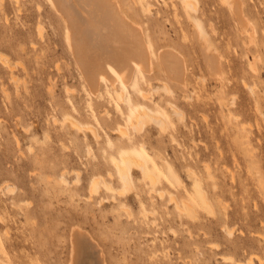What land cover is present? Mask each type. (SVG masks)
Segmentation results:
<instances>
[{"label":"rangeland","instance_id":"374dc122","mask_svg":"<svg viewBox=\"0 0 264 264\" xmlns=\"http://www.w3.org/2000/svg\"><path fill=\"white\" fill-rule=\"evenodd\" d=\"M119 1L125 12L140 22L154 51L159 46H172L185 57L187 67L185 88L168 81L158 66L154 72L145 73L139 84L148 93L146 101L135 98L130 86L126 87V99L130 97L133 102L138 100L149 107L156 104L164 107L160 110L167 119V131L163 132L158 125L150 123L143 128L144 134L141 132L148 165H152L153 160L159 165L162 171L157 174L159 178L177 176L183 192L195 198H189L194 204L201 202L195 195L197 184H200L207 191L206 197L214 216L198 206V220L193 219L194 216L187 219V215H181L179 220L172 203L165 204L157 197L153 203L145 201L147 188L144 187L147 186L142 181L140 187L138 172L132 173L136 190H145L137 199L133 192L123 194L124 197L118 194L116 176H106L105 172L107 178L104 173L100 178L110 179L107 182L118 188L114 191L121 198L116 193L113 195L114 191H105L102 185L97 194L91 192L92 198L87 194L90 193V180L95 177L91 176L89 169L94 162L101 161V147L119 143L112 121L116 118L121 125L124 124L119 113L124 109L125 101L116 100L111 89L103 84L96 96L88 93L69 51L65 26L47 0H0V55L12 65L9 69L0 62V193L6 191L4 188L9 190L4 193L6 196H1L3 192L0 194V215L3 218H0V263L67 264L69 232L73 224L93 235L108 264H155L156 261V264L160 261L165 264H248L249 256L253 258L251 264H264V0H244V13L256 24L258 31L251 44H247L246 35L240 34L238 20L226 1L193 0L196 11L191 13L200 20L220 56L224 75L229 78L227 80L224 76V82L209 77L200 47L193 38L183 0ZM253 55L259 58L256 72H251L249 67ZM12 75L15 81L10 79ZM245 82H254L249 85L254 88L256 84L257 91L247 90ZM164 83L170 84L173 90L171 99L176 107L170 102V94L154 92ZM221 83L226 85L222 84L223 87ZM232 85L235 87L230 89ZM164 101L167 102L165 106ZM171 107L182 112V120L173 114ZM69 110L77 120L83 124L90 122L96 128L100 135L98 142L88 130L77 132L59 120L61 113ZM53 118H56L55 122ZM238 123L247 126V136L239 132ZM171 136L176 141H171ZM249 147L253 148L251 152ZM88 148L90 152H87ZM36 152L44 157L49 153L52 157L55 155L56 160L51 154L46 158L48 161L45 159L47 166L43 167L45 172L41 168L43 173L38 169L44 163L42 156L39 160L34 158V164L33 160L31 162V156ZM52 161L58 162L53 166ZM170 167L174 175L169 173ZM205 167L208 171L211 167L209 172L214 177H208ZM187 169L195 175L189 176ZM61 174L69 182L67 187L76 193L72 198L59 183ZM78 175L79 179H75ZM209 179L216 180L219 187L211 180L213 186ZM211 185L218 191L223 190V196L219 195L221 192L217 191V194L215 188L212 190ZM103 193L109 196L108 199L104 195L101 197ZM114 196L119 201L123 197L120 204L130 207L123 208L119 204L121 210L115 211L119 202ZM88 198L91 210L86 204ZM101 198L107 200L101 204ZM13 202H21V205ZM24 202L30 203L29 207ZM223 204L226 205L225 211ZM25 209H29L27 214L30 215ZM117 210L135 214V222L142 220L143 223L145 219L143 225L134 224L132 215V218L126 216L127 221L126 212L115 225ZM83 211L87 212V217ZM224 212H227L226 216ZM143 214L148 221L151 218L157 223L150 221L152 224H149ZM181 222L185 225L182 226ZM148 225L156 231L160 229L156 233ZM187 226L192 235L186 230ZM119 227L123 230L122 235L118 234ZM226 227L232 233L227 231V235ZM148 228L150 233L155 232V236L149 230L147 232ZM103 229L104 233H101ZM151 239L153 242H148ZM151 245L154 250L149 247ZM153 251L156 253H151ZM258 257L261 262L257 261ZM88 260L82 250L76 264H89Z\"/></svg>","mask_w":264,"mask_h":264},{"label":"bare ground","instance_id":"6f19581e","mask_svg":"<svg viewBox=\"0 0 264 264\" xmlns=\"http://www.w3.org/2000/svg\"><path fill=\"white\" fill-rule=\"evenodd\" d=\"M14 1L18 2V0H14ZM47 1L49 2L52 9L58 15V17L60 18V20L62 21V23L65 26L66 40H67V44L69 47V51H70L71 55L73 56V60L75 61L76 67L79 70L81 77L85 81V85L87 86L88 93L96 96L100 92V87L103 84L105 86H108L111 89L116 100L125 101L124 102L125 107L119 113V118H122V120L124 121V124L121 125L119 123V121L116 120V118H115V120L112 121V124L113 123L115 124L114 130L117 131V135H119V138H120L119 143H116L115 145L108 144L107 146L101 147V152H100L101 158L99 157L101 161L99 162V160H98V162L96 161L97 163H95V162L93 164H92V162L90 163V164H92V166L90 167L91 169H89V171L92 172L91 176L93 175L92 177H94V176L95 177L94 178L91 177L92 180H90L91 181L90 182V184H91L90 185V193L88 192L87 194H91V192L96 193L98 191V189H100L101 185H102L101 187H104L105 191L111 192V191H114V189L115 190L118 189V188H113L114 185L112 186L111 185L112 183L110 184L109 182H107L110 180L109 178H108L109 180H106L107 175L109 177L110 176L111 177L116 176V178L119 182L118 183L119 189L116 190V191H118V194H121L123 196V194L127 195V193L133 192L134 196L137 199L138 196L142 195V194H140V193H143L141 191L144 188H147L146 191L144 192V194L146 193L145 195H147V197H146L147 200H145V201L152 202L154 197H157V198H159V200H163V202H165V204L166 203H172L174 206L173 207L174 212H175L176 216L179 218V220H180L181 215L182 216L187 215L186 216L187 219L188 218L192 219L193 216H194L193 219L197 218L198 213H196V212H199L197 209L198 206L200 209L206 211L207 213H209V214L211 213L210 215L212 216L213 215L212 213H214V210L212 208L211 203L207 200V197H206L207 191L204 190V188L200 184H197V187H196L197 190H196L195 195L198 196V198L201 202L199 204H194V203H192V200H190L189 198H191V199H195V198L192 195H190V194L188 195L187 193L183 192L180 180L177 176H174L173 179H171L169 176H164V175L161 176V178H159V175H157V174H159V173L162 174V171L159 168V165L154 160L152 162L153 163L152 165H150V166L148 165L147 155L145 154L146 153L145 142H144V139L141 135V132H142L143 128L150 123H152V124L154 123L155 125H158L159 128L163 132L167 131V129H168L167 119L162 114V112L160 110V108L163 106H159L160 104H156L157 106L149 107L146 105V103H141V102L138 103V100L137 101L134 100L135 102H133L132 98L128 97L126 99L124 97L126 87L130 86V88L132 89V91L134 93V96L136 95L135 98L138 97V98H141L143 101H146L147 97H148V95H147L148 93L146 91H144L143 88H141L139 83H140V81H142L141 79L145 76V73L149 74L151 72H154L155 66L156 67L158 66V68L162 72V75L168 81L176 83L181 88H185L187 86V80H186V78H187L186 77L187 67H186V64L184 61L185 57L183 58L182 54H180L174 47L168 46V45L165 47L159 46L156 49V51H154L153 45L151 44L150 40H148V38L145 37V35L143 33L142 26H141L140 22L136 21L135 19L130 17L127 14V12H125V10L122 8L121 2L119 0H47ZM225 1L228 5L230 11L232 12L233 16H235L238 20V23L240 26V30H239L240 34L242 33L243 35L247 36L246 37L247 41H248L247 44L254 43L255 38H256V34L258 32L257 26L254 22H252L245 15V13H244V7H245L244 6V0H224V2ZM195 4L196 3H194L193 0H183V8L186 12V17L191 24L192 32H193V38H194L195 42L197 43V45L200 47L202 58H203V61L205 63V67L207 69V73H208L209 77L214 78L218 81L222 80V82H224V80L226 78H227V80L229 78L224 75V70L222 68V64H221L220 59H219L220 56H218L216 49L212 46V43L209 40L206 32L204 31L203 25L200 22V20L197 19L196 17H194L191 13V12L196 11V5ZM235 22H236V20H235ZM39 31H40V29L38 30V32ZM40 35H41V31H40ZM258 60H259L258 55L257 56L253 55V59L249 63V67H250L251 72L252 71L256 72V70H257L256 64H257ZM0 62L6 68L12 69V65L10 64V62L5 57H2V55H0ZM11 77H10V79H12V81H15L14 76L12 75ZM233 81H232V83H233ZM245 83H247V84H245V86L247 87V90H249L251 92L257 91L255 89L256 84H255L254 88L250 86L254 82H252V83L249 82L250 85L248 82H245ZM222 84H225V83H221V85ZM227 85L229 86V84H227ZM222 86L224 87V85H222ZM232 86H231V88L230 87L229 88L233 89L236 86V83H235V86L234 85H232ZM243 86H244V84H243ZM223 87L221 88L222 90H224ZM229 88H227V89H229ZM159 91H162V93L165 95L170 94V96L169 95L168 96L170 97L169 99H171V97H172L171 93H173V90L171 89L170 84L164 83V85H162V87L158 86L154 89V92H159ZM221 93H222V91H221ZM257 94L260 95L259 93H257ZM218 100H219V98H218ZM165 101H168V100H165ZM165 101L163 102V103H165L164 106L167 104V102H165ZM170 102H173L172 104L174 105L173 98L171 99ZM161 105H163V104H161ZM175 107H171L173 114L176 115L179 120H182V118H183L182 112ZM162 109H164V107ZM228 114H230V112ZM61 115L62 116H60L59 120L62 123H67L70 126V128H74L77 132L79 131V132L85 133L88 130L90 132V134H92L93 138L98 142V138L100 136L99 132L96 130V128L90 122L83 124L82 122L77 120L75 116L71 115L70 110L68 112H64V113L62 112ZM232 115L233 114H231L230 116L232 117ZM235 117H237V116H235ZM235 117H233V118H235ZM53 121L55 122L56 118H53ZM238 125H239L238 126L239 132H242L247 136L249 133V130H247V126L245 127L241 123H238ZM142 133L144 134V132H142ZM55 138H58V137H55ZM60 138H58V139H60ZM61 140H59V141L62 142ZM171 141H176V139L173 136H171ZM29 148H31V147H29ZM250 149H253V148L249 147V152H251ZM87 152H90V148L87 149ZM47 154L44 153V155H47ZM49 154H51V153H49ZM49 154L47 157H44L43 154L41 155L44 158V160H43V158H41L44 161V163L43 162H39V163L40 164L43 163L44 166H43V164L39 165V166H42L40 168L38 167V169H40L39 170L40 172H42L43 167L46 168L47 162H45V159L50 157ZM37 155H39V154H37V152H36V155H35L36 157L34 155L31 156L32 157L31 162L34 158H37L39 160V158L41 156L40 155L37 156ZM51 157H52V154H51ZM53 157H52V159H55ZM41 159H40V161H41ZM57 162H56V164H57ZM34 163L35 162L33 160L32 164H34ZM39 163H37V165ZM56 164L54 163L53 166H55ZM30 166H32V165L30 164ZM30 168H32V167H30ZM34 168H36V167H34ZM41 168H42V170H41ZM205 168H206L205 170L207 171L208 177H210V178L214 177L211 175L212 172L211 173L209 172L211 170V167H210L209 171H208V167H205ZM38 169H33V170L36 171ZM228 169H227V171H230V169L229 170ZM44 170H43V172H45ZM104 172L106 173V176H105ZM134 172H136V173L138 172L140 174V187L143 186V185L141 186L142 181L146 182L147 187L141 188L142 189V190L140 189L141 191H137L138 189L136 190V186H137L136 184L137 183H136V180L132 177V173H134ZM186 172L189 176L195 175V173L190 169H187ZM49 173H51V172H49ZM101 173H104L103 176L106 177L103 180L101 179V178H103V177H101ZM169 173L171 175H174V170L171 167H170ZM96 175H98V176L96 177ZM230 175H231V172H230ZM231 176L232 177L230 179L234 178L233 174ZM77 177L79 179V175L76 176L75 179H77ZM212 179H209V180L211 181ZM78 181H75V182H78ZM212 181L216 183L217 187H219L218 186L219 183L216 182V180L215 181L212 180ZM212 181L210 183H212V185H213ZM145 182H143V183H145ZM59 183L62 185V187L65 188L66 191L69 192L70 198H72L76 194V193H73L74 189H70L69 187H67L69 182L63 174L60 175ZM1 184H3V183H1ZM212 185H211V187H212ZM213 186H215V185H213ZM1 187H2V185H1ZM214 188L215 187H212V190ZM216 188L214 190H216L215 192L217 193L218 189H216ZM4 189H6V191H9L7 188H4ZM9 189H10V187H9ZM0 190H2V189L0 188ZM12 190H13V188H12ZM104 190H103V192H104ZM222 191H220V189H219L218 192L222 193ZM2 192H1L2 193L1 196H3V195L6 196L7 192H6V194H4L5 193L4 191H2ZM13 192H14V190H13ZM110 192H108V193H110ZM215 192H214V195H215ZM112 193L110 195H112ZM115 193L116 192L114 191L113 195H115ZM221 193L219 195L223 196V193L222 194ZM11 194H13V193H11ZM8 195H10V194H8ZM100 195H101V197H102V195H104V197L107 199L109 197V196L106 197L104 193L100 194ZM106 195H109V194L106 193ZM219 195H218V197L217 196L216 197L219 198ZM91 196H92V194L90 195V197ZM112 196H110V197H112ZM116 196H117V193H116ZM116 196H114V197H116ZM117 197H119V196H117ZM123 197H122V199H123ZM89 198L87 199L88 201L86 200V204L88 205V209L91 208V207L89 208V206L91 205V203H90L91 201H89ZM119 198H121V197H119ZM104 199L101 198V204H102V201H104ZM107 199H105V200H107ZM122 199H121V201H119L120 199L117 200L119 203L117 202L118 205L117 204L115 205V207H114L115 211H116V209L121 210V207L119 206V204L122 202ZM139 199H140V197H139ZM219 200L221 201V199H219ZM21 202H17V203L18 204L20 203V205H21ZM125 202H126V200H125ZM125 202H123V203L126 204ZM135 202H137V201H135ZM17 203H14V204H17ZM96 203H98V199H97ZM138 203H140V202L138 201ZM219 203L221 204V202H219ZM18 204H17V206H18ZM29 204L28 205L26 204V205L29 207ZM98 204H100V197H99V203ZM141 204L143 205L144 203H141ZM141 204H139L140 208L142 207ZM116 206H119L120 208L116 207ZM123 206L128 207V208L130 207L129 205L128 206L123 205ZM224 206H226V205L223 204V209L225 211L226 207H224ZM21 207L23 208V205ZM29 209H25L26 214H27V210L29 211ZM86 209H84V210H86ZM114 210L112 208V211H114ZM85 212L83 211V214H86L88 211L86 213ZM89 212H91V211H89ZM117 212H118V210H117ZM124 212H126L125 217L130 216L129 218H132L135 215V214L132 215L129 211H126V210L123 212H120V213L118 212L117 215L115 214L116 215V218H115L116 221L114 223L115 225H116V223H119V222H117V219H119L120 216H123ZM145 212H143V213L145 214ZM121 213H122V215H121ZM150 213L154 214L153 211H151ZM226 213L224 214V216H226ZM27 215H30V213ZM131 215H132V217H131ZM145 215L142 217L144 218ZM188 215H190L192 217L190 218ZM146 216H148V215H146ZM86 217H87V214H86ZM0 218H2V216ZM129 218H127V221H129L128 220ZM153 218H155V217H153ZM2 220H3V218H2ZM132 220H130V221H132ZM144 220H143V223H144ZM154 220H156V218ZM196 220H198V218ZM74 221H76V220H74ZM147 221H148V219H147ZM150 221H152L151 218L148 221L149 224L151 223ZM132 222H134V224L137 222V221L135 222V217H134V220ZM192 222H193V220H192ZM137 223L141 224L140 227L143 225L142 220H141V222L139 220V222H137ZM146 223L147 222H145V225H147ZM153 223L155 224L157 222H153ZM181 223H183V222H181ZM221 224H223V223H221ZM127 225L128 224H126V226ZM183 225H185V223H183L182 226ZM131 226H132V224H131ZM152 226L154 227V225H152ZM135 227H138V226H135ZM149 227L151 229V225ZM187 227H186V230L188 229V231H189L190 227H188V228ZM224 227H225V224H224ZM113 228H115V226H113ZM119 228L121 229V227H119ZM157 228H158V226H157ZM150 229L149 228L146 229L147 232L149 230V233H150V231L152 229L154 231H156V228H152L151 230ZM158 229H160V227ZM158 229H157V231H158ZM133 230H134V228H133ZM143 230H145V228ZM102 231L103 232H101V231L100 232L104 233V229ZM118 231H120L118 234L122 235L121 231H123V230L121 229ZM134 231L136 233V230H134ZM138 231H140V229ZM157 231H156V233H157ZM162 231L164 232V230H162ZM162 231H160V232H162ZM227 231H228V234H230V232L232 233V231H230V229H227V227H226V234H227ZM129 232H130V230L128 231V233ZM143 232H146V231H143ZM143 232H141V233H143ZM147 232H146V234H148ZM189 232H191V230ZM69 233H70L69 234V262L67 264H76L80 255H81L82 250H84L86 252L87 258L89 259L88 260L89 264H108L101 246L92 237L93 235H91L89 232H87L86 229L83 230V229L79 228V226H73V224H72V226L70 227ZM152 233L153 232H151L150 234H152ZM192 233L193 232H191V235H192ZM105 234H106V232H105ZM154 236H155V234H154ZM149 241L153 242L152 239L148 240V242ZM154 241H155V239H154ZM152 245L154 246V244H152ZM152 245L149 247H152ZM153 248L154 247H152V249ZM158 250H159V248H158ZM158 250H156V251H158ZM154 252L155 251H153L151 253H154ZM152 257H153V255H152ZM225 258L227 260V257H225ZM252 259L253 258H251L250 256L248 258V261L246 259L248 264H251ZM258 259H260V258L258 257ZM258 259H257V261L261 262L262 259H260V260H258ZM162 260H165V259H162ZM223 260H225V259H223ZM156 262H155V264H156ZM160 262L164 263L162 261H160ZM161 263H159V264H161ZM240 264H243V263H240Z\"/></svg>","mask_w":264,"mask_h":264}]
</instances>
